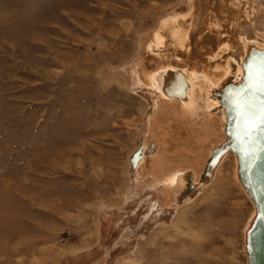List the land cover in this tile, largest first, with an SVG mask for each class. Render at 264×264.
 <instances>
[{
  "label": "rangeland",
  "instance_id": "374dc122",
  "mask_svg": "<svg viewBox=\"0 0 264 264\" xmlns=\"http://www.w3.org/2000/svg\"><path fill=\"white\" fill-rule=\"evenodd\" d=\"M193 1L197 29L209 5ZM242 1L253 21L219 4L231 16L225 37L264 34V0ZM189 6L0 0V264H246L253 207L232 153L200 180L224 138L220 111L193 124L149 88L163 66L156 32ZM139 143L144 157L130 169ZM186 171L198 188L178 200L187 178L181 188L169 179Z\"/></svg>",
  "mask_w": 264,
  "mask_h": 264
},
{
  "label": "water",
  "instance_id": "95a60500",
  "mask_svg": "<svg viewBox=\"0 0 264 264\" xmlns=\"http://www.w3.org/2000/svg\"><path fill=\"white\" fill-rule=\"evenodd\" d=\"M229 73L211 90L218 103L211 111L223 112L224 138L210 149L200 180L204 183L222 156L232 153L236 181L253 207L244 229L246 264H264V46L248 44L239 67L231 66ZM160 87L167 98L183 99L187 81L179 70H166ZM142 154L138 145L129 157L131 168ZM185 176L178 200L191 197L198 188L190 182V172Z\"/></svg>",
  "mask_w": 264,
  "mask_h": 264
},
{
  "label": "bare ground",
  "instance_id": "6f19581e",
  "mask_svg": "<svg viewBox=\"0 0 264 264\" xmlns=\"http://www.w3.org/2000/svg\"><path fill=\"white\" fill-rule=\"evenodd\" d=\"M207 1H208L209 6L206 7V5H205L203 7V9L201 8L203 13H204L203 14L204 16H201L200 22L197 23L199 25L198 27L200 29H201V26L208 25L210 22H214L215 17H218L220 19V13H223L226 16H229L228 14L223 12L224 10L221 11L222 8H220V6H219V4H221V2L225 3V4L233 5L236 8V9H234V11L236 13H237V11L240 12L241 16H243V17H244V13L246 12V10L248 8H251V6L249 4H245L246 2L244 3L242 0H220V1H218V0H207ZM215 5H217L218 8H216V7L214 8ZM223 6H225V5H223ZM193 7L196 8L197 6L195 7L194 4L192 6V2L190 0V6L188 9V11H189L188 14H190V16L192 17V25H191L190 31H189V27H190L189 18H187L185 21L180 22L181 26H182L181 30H179L180 26L177 28L175 27L173 29L174 19H171V20H168L165 22L163 32L161 31L162 29L160 30V28L162 26L159 27L157 34H156V40H157L156 42H158L160 44V47H156L154 44H153V46H154V49H156L155 51L157 52L155 58L163 66H161L160 68L158 67L159 69H157L156 71L154 70V72L152 71L153 73L150 74L151 76H150L149 88L152 91V94L153 93L155 94L157 92L156 89H158L160 92L159 94L158 93L155 94L156 95V102H154V103L159 104V103H161V101H162V103H165V102L175 103L176 102L181 106V111H182L183 116L188 117L190 119L198 120L199 119L198 113L200 111H198V110L194 111L193 110L192 114L188 112V109L191 108L190 100H191L192 104L195 103L197 106L203 105L207 108L210 107V110L212 107L217 106L218 105L217 100L215 98L211 97V90L217 86V84L221 81L222 78H224V76L227 73V67H228V73L226 76L230 75L229 72H230L231 66L235 65L237 68L239 67V63H240V60L242 57L239 60H236L230 56L231 55L230 53L233 52L234 49H233L232 45L228 43L225 35L221 34L222 27H220V26L219 27H213L212 26V27H206V28L203 27V31L197 37H194L193 40L196 41L198 44V46L196 45L197 46V48H196L197 55L194 57L195 48L193 45V41L190 39V36L193 32L192 30L194 29V21H195V12H194ZM211 7H213V9H211ZM229 19H231V16H229ZM217 21H216V23H218ZM219 23H221V22L219 21ZM224 24H226V23H224ZM227 24H228V26L230 25L229 23H227ZM198 33H199V31L197 32V30L195 32H193V34H198ZM244 40H246V39L242 38L240 43H239L242 47V56H243V53H244L248 44L258 45L256 43H245L243 46L242 42H244ZM246 41H248V40H246ZM235 42H237V41H235ZM225 46H228V49L224 54H222L220 56V59L218 57L217 58L218 60H215L212 63H209V61L214 57V55L218 51V49H224ZM258 46H260V45H258ZM185 64H188V65L186 66ZM185 69H188L191 71L185 72ZM166 70H171V71L179 70L183 74V76L185 77V80L187 81V90L185 92V97L183 99H179L180 101H182V103L184 102L183 104L185 106L182 103H180L178 98L177 99L176 98H168L167 99V97L161 91L160 84H161V81L163 78V73H165ZM193 72H196L198 74L203 75L204 78L206 79L205 80V86H204V81L202 79L196 80V82L194 80V83H197V85L203 90L201 92L197 89L196 85H194L191 88L192 84H190V81L192 79H196L198 77L197 75L190 76V73H193ZM201 75H199V76H201ZM153 82L156 85V87L153 85ZM145 83H146V80L144 81V84ZM208 85H212V86L208 87ZM151 86L155 89L156 92L153 90V88ZM206 87H208V88H206ZM207 94H208V96H207ZM188 98H190L189 101H188ZM210 110H209V113H210ZM219 111H220V113H222L221 118H222V122H224L222 109H220V110L218 109V112ZM214 114H210V115H214ZM140 149H141V146H140ZM140 158H142V157H140ZM139 160L135 163V166L133 168L136 167ZM220 162H222V161L220 160ZM218 169H217V171H218ZM217 171H216V173H217ZM179 174H181V175H179ZM185 174H186V172L185 173L181 172V173H176V174L172 175L171 178L169 179V185L172 186L173 183L175 182V179L177 178L175 187H178V188L183 187L184 181L186 178ZM180 191H181V189H180ZM180 194H181V192L178 194V196ZM176 197H177V195H176ZM186 204H188V203H186Z\"/></svg>",
  "mask_w": 264,
  "mask_h": 264
},
{
  "label": "flooded vegetation",
  "instance_id": "af4514ba",
  "mask_svg": "<svg viewBox=\"0 0 264 264\" xmlns=\"http://www.w3.org/2000/svg\"><path fill=\"white\" fill-rule=\"evenodd\" d=\"M255 12L256 11H254L253 9H252V7L251 8H248L247 10H246V12L244 13V17L243 16H241V14L240 13H238V15L240 16V19L242 18V19H249V20H254V17H255ZM220 19H221V23H219V24H214V26L213 27H222V30H226L227 28H228V21H227V16L225 15V14H223V13H220ZM223 20V21H222ZM252 20V21H253ZM224 23H226V24H224ZM224 28V29H223ZM226 28V29H225ZM223 32L224 31H222L221 32V34H223ZM242 38H244L243 37V34H241V33H238V34H236V37H235V39H232V37H230V42H231V44H233L234 46H235V44L234 43H237L236 45H238V46H240V51H241V49H242V47H241V45L239 44L240 43V41H241V39ZM245 39V38H244ZM247 40V39H246ZM235 41H237V42H235ZM248 41H255V42H264V34H259V36L258 35H254L253 37H252V39H249ZM235 49H238V47H236V48H234V50ZM242 51L240 52V54L239 55H241V57H242ZM236 60H238V59H236ZM152 87V86H151ZM162 104H169L168 102H165V103H162ZM161 104V105H162ZM173 104H175V103H173ZM194 104V103H193ZM192 104V102H191V108H190V111H189V113H193V110L194 111H196V110H198V111H200L199 113H198V116H199V118H200V121H199V123L201 122V121H203L204 119H207L208 117H211V116H214V115H210V114H208V111L210 110V107L209 108H207V107H205V106H203V105H200V106H197L196 104L195 105H193ZM160 105V104H159ZM160 105V106H161ZM176 105V104H175ZM177 106V105H176ZM218 114V113H217ZM216 114V115H217ZM218 115H220V117H222V113H220V114H218ZM188 122H193V124H198V122H196V121H194L193 119H189V121ZM141 143H139L138 145H140ZM141 157H144V153H143V155L141 156ZM142 159V158H141ZM140 161V160H139ZM139 163V162H138ZM138 163H137V165H138ZM136 165V166H137ZM129 168L130 169H132L131 167H130V165H129ZM136 168V167H135Z\"/></svg>",
  "mask_w": 264,
  "mask_h": 264
},
{
  "label": "crops",
  "instance_id": "0c3cea01",
  "mask_svg": "<svg viewBox=\"0 0 264 264\" xmlns=\"http://www.w3.org/2000/svg\"><path fill=\"white\" fill-rule=\"evenodd\" d=\"M187 18H189V20H190V27H189V31H190V28H191V25H192V17L190 16V14H188V13H186V14H182V15H180V16H175L174 17V27H173V29L176 27H179L180 26V29L179 30H181V23L180 22H182V21H185ZM197 18V17H196ZM196 18H195V21H194V29L192 30L193 32H195L197 29V32L199 31V29L200 28H198L197 27V29L195 28V22H196ZM200 18V16H199V14H198V19ZM200 21V20H199ZM214 24H219V22L218 23H216V21H214V22H210L208 25H204V26H201V29H200V32L198 33V34H193V32H192V34H191V36H190V39L193 41V45H194V48H195V53H194V57L197 55V53H196V48H197V46H198V44H197V42L196 41H194L193 39H194V37H197L202 31H203V27L204 28H206V27H212V26H214ZM230 26V25H229ZM228 26V27H229ZM230 28L231 27H229V28H227V32H228V30H230ZM159 29V28H158ZM158 31V30H157ZM225 31V30H224ZM157 33V32H156ZM189 34V33H188ZM222 35H224V32H223V34ZM189 36V35H188ZM226 39H227V41H228V43L229 44H231V42H230V36L229 35H227V37H226ZM154 43V45L156 46V47H160V44L158 43V42H153ZM152 43V44H153ZM197 45V46H196ZM227 45V44H226ZM232 45V47H233V49H234V45L233 44H231ZM236 47H238V49H239V46L238 45H235ZM227 49H228V46H225L224 47V49H218V51L215 53V55H214V57L209 61V63H212L213 61H215V60H218L217 58L219 57V59H220V56L222 55V54H224L226 51H227ZM151 54H153V53H151ZM241 58V57H240ZM192 74H195V75H197L198 77L196 78V79H194L195 80V82H196V80H199V79H202V77L201 76H203V75H201V74H198V73H196V72H193ZM203 74V73H202ZM199 75H201V76H199ZM204 77V76H203ZM143 79H144V77H143ZM203 80V79H202ZM206 80V79H205ZM143 83H144V81H143ZM209 83V82H208ZM218 83V82H217ZM210 84V83H209ZM194 85H196L199 89H201L198 85H197V83H194ZM205 86V85H204ZM216 86V85H215ZM208 87H211V85L210 86H208ZM197 88V89H198ZM198 89V90H199ZM200 92H201V90H199ZM206 98V97H205ZM179 100V99H178ZM180 101V100H179ZM182 101H180V103H181ZM206 102V101H205ZM207 103V102H206ZM183 104V103H182ZM190 104H191V100H190ZM184 105V104H183ZM185 106V105H184ZM190 111V109H188V112ZM210 114V113H209ZM187 118V117H186Z\"/></svg>",
  "mask_w": 264,
  "mask_h": 264
}]
</instances>
